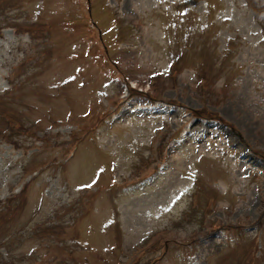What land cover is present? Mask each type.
Masks as SVG:
<instances>
[{
  "label": "rangeland",
  "instance_id": "1",
  "mask_svg": "<svg viewBox=\"0 0 264 264\" xmlns=\"http://www.w3.org/2000/svg\"><path fill=\"white\" fill-rule=\"evenodd\" d=\"M8 209L0 264H264V0H0Z\"/></svg>",
  "mask_w": 264,
  "mask_h": 264
},
{
  "label": "trees",
  "instance_id": "2",
  "mask_svg": "<svg viewBox=\"0 0 264 264\" xmlns=\"http://www.w3.org/2000/svg\"><path fill=\"white\" fill-rule=\"evenodd\" d=\"M11 211H12L11 209H8V211L3 212V214L0 215V217L3 216V215H8ZM0 224H1V221H0Z\"/></svg>",
  "mask_w": 264,
  "mask_h": 264
}]
</instances>
